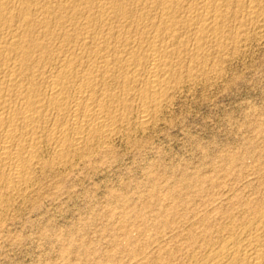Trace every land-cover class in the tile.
<instances>
[{
  "label": "rangeland",
  "instance_id": "rangeland-1",
  "mask_svg": "<svg viewBox=\"0 0 264 264\" xmlns=\"http://www.w3.org/2000/svg\"><path fill=\"white\" fill-rule=\"evenodd\" d=\"M59 1L67 4L68 13H75L80 25L84 21L86 25L94 21L89 12L98 11L96 5L114 0H89V9L86 3L73 9L70 3L55 0ZM123 1L128 14L139 17L137 2ZM140 1L145 10H152L148 19L142 16L139 20L146 26L145 46L156 34L151 24L158 23L159 17L150 0ZM229 1L222 8L221 33H210L202 40L201 54L194 52L190 28L176 26L175 43L170 34L163 36L165 45L174 43L170 45L175 56L173 75L161 106L152 107L156 110L149 124H140L139 101L132 97L141 84L114 73L105 89L114 86L109 92L117 99L129 88L134 100L133 105L130 98L125 101L128 104L122 112L127 117L108 143L93 141L95 148L86 153L71 148L64 164L55 160L52 145L41 143L44 165L33 169L26 192L9 196L5 192L1 198L5 205L0 207V264H150L177 250L173 264H181L188 254L185 242L190 230L202 236L209 228L212 231L226 223L227 211L241 215L246 204L262 198L264 0H246L245 4L231 0L232 6ZM128 24L129 35H136L131 21ZM58 30H54L58 32L54 40L40 38L54 54V49L60 53L64 46L55 42L60 41ZM39 53L38 49L33 57L36 62ZM52 121H47L46 128Z\"/></svg>",
  "mask_w": 264,
  "mask_h": 264
},
{
  "label": "bare ground",
  "instance_id": "bare-ground-1",
  "mask_svg": "<svg viewBox=\"0 0 264 264\" xmlns=\"http://www.w3.org/2000/svg\"><path fill=\"white\" fill-rule=\"evenodd\" d=\"M61 1L70 3L72 8L76 9L87 4L89 0ZM134 1L139 8L137 12L140 11L139 17L128 14L129 10L124 9L126 3L123 5V0H114L112 3L109 1L110 4L97 1L98 11L88 10L90 21L94 20L93 23L85 25L83 19L85 23L80 25L75 13H68L65 6L67 4L60 1L56 3L55 0H0V207L3 205L1 198L5 192L6 195L16 192L22 195L20 193L28 189L33 169L43 161L40 156L41 143L48 142V145H52L50 147L54 148L57 156L55 160L58 158L59 163L64 164V161L70 158L69 149L92 151V148H95V143L91 146L93 141L104 144L116 134L118 124L127 117H124L122 109L131 93L127 88V92L114 99L109 92L114 86H110L109 90L105 89L108 81H112L114 73L119 77L123 76V80L128 78L133 84H141L140 90L136 85L137 93H132L136 100L132 99L134 102L139 101V110L136 109V112L138 110L140 124L145 126L156 110L152 107L161 106L160 101L167 96L170 88L169 83L173 75L171 60L174 56L170 45L178 38V33L174 32L176 26L178 28L182 25L186 29H191L195 39L194 52L199 53L205 43L202 40L210 33L217 34L221 31V24L225 20L222 8L228 2V0H150L153 6L151 8L155 10L159 22L150 23L152 28L149 29L151 28V31L155 29L156 34L144 46L145 40L142 43V39L146 26L142 27L139 20L142 16L148 19L152 10L149 11L150 8L148 11L145 10L147 7H144V2L140 6V0ZM237 1L246 3V0ZM236 6L235 9L238 8L237 2ZM86 7L89 9L88 4ZM250 7L253 9L254 5ZM130 21L131 28L132 26L135 28V30L132 28L134 30L132 31L136 32L133 36L129 35L130 24L127 27ZM57 28L62 33L60 32V41L55 42L64 46L60 53L54 49V54L50 51L52 47L49 49L48 43L45 44L41 39L54 40L55 34L58 33L54 30ZM94 30L97 32H93ZM151 31L149 30V35ZM167 34L171 35L170 45H165L167 42L163 43ZM189 45L193 49L190 43ZM38 49L40 59L36 62L33 57ZM175 55L177 58L178 54ZM190 56L194 57V53ZM42 60L45 61L44 64ZM109 83L111 85V82ZM129 101L133 105L131 98ZM48 120L53 121L52 125L50 123L51 126L46 128ZM55 160L52 161L53 165L56 163ZM226 215L228 219L226 223L220 224L212 231L209 228L202 236H198L193 230L187 233L185 246L189 247V250L187 257L185 256L186 260L180 261L181 264H264V194L256 203L246 204L241 215H234L230 211H227ZM195 226L196 223L193 229ZM208 227L206 226V229ZM178 251L170 252L164 258L158 257L150 264H173Z\"/></svg>",
  "mask_w": 264,
  "mask_h": 264
}]
</instances>
